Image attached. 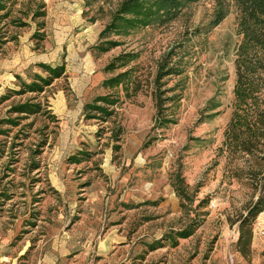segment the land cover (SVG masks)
Returning a JSON list of instances; mask_svg holds the SVG:
<instances>
[{
	"label": "rangeland",
	"instance_id": "374dc122",
	"mask_svg": "<svg viewBox=\"0 0 264 264\" xmlns=\"http://www.w3.org/2000/svg\"><path fill=\"white\" fill-rule=\"evenodd\" d=\"M19 1L14 16L28 26H9V40L0 45V98L37 74L46 76L40 64L65 63L67 77L40 97L57 123L47 115L32 117L22 125L35 121L34 127L21 132L1 121L14 102L30 96L0 104V264H264V212L254 227L251 253L244 257L231 220L251 201L252 191L229 177L230 163L219 156L243 41L235 0H201L172 22L121 38L123 45L106 54L93 47L121 0L104 10L101 4L87 9L84 1L83 12L71 7L72 0H41L47 17L37 22L23 15L29 0ZM218 11L226 17L215 24ZM38 22L45 23L44 36L33 39ZM181 44L183 74L166 78L163 88H176L181 100L168 112L174 113V123L158 129L154 80L164 56ZM123 53L139 58L106 73ZM128 70L141 83L140 92L133 84L130 96L122 87H104L107 79ZM100 96L119 103L110 108L111 116L88 119L85 106ZM213 98L221 107L207 119L203 112ZM120 130V140H114ZM41 142V154L34 158L38 166L30 171L31 151ZM178 172L197 195L190 207L204 199L210 204L198 211L209 215L201 216L205 222L196 234L174 246L167 235L190 220L173 185Z\"/></svg>",
	"mask_w": 264,
	"mask_h": 264
},
{
	"label": "trees",
	"instance_id": "16d2710c",
	"mask_svg": "<svg viewBox=\"0 0 264 264\" xmlns=\"http://www.w3.org/2000/svg\"><path fill=\"white\" fill-rule=\"evenodd\" d=\"M85 7L92 8L100 5V10L104 6L111 4L114 0H84ZM201 0H121L115 10L111 13V20L101 31L98 43L93 47V51L98 54H106L120 47L123 43L121 38L129 36L132 32L148 28L153 24H167L179 18L185 9ZM19 0H0V45L12 27H27L28 23L23 22L22 17H15V7ZM240 12V34L243 41L237 51L236 59V85L234 88L233 112L228 123L224 141L219 149V156H224L229 161V177L236 179L247 185L252 191V198L242 212L239 213L232 225H237L239 239L237 251L244 257L250 255L254 239V227L259 216L264 212V0H235ZM22 13L23 11H19ZM87 12H84L86 15ZM26 17H31L33 22H37L47 17V5L41 0H29ZM226 17L223 11H218L215 24H220ZM8 23H6V21ZM96 23L97 19H92ZM38 30L33 35V39L41 38L44 35L40 30L45 29V23H37ZM115 38H119L118 40ZM18 38L11 39L16 41ZM183 44L170 50L162 59L156 78L154 80L155 89L153 92L156 103V127L163 129L174 123V113L168 114L173 107L180 102V95L176 88L163 89L164 80L172 77H179L183 74L181 69L185 56L180 55ZM180 50V51H179ZM139 56L134 53H123L115 57L104 69L106 73L112 74L129 66L135 62ZM46 76L35 75L30 82H22L19 90H10L9 94L0 98V104L10 100L14 96H27L25 101L14 102L9 110L8 117L1 121L2 125L12 128H19L24 132L27 128H33L34 122L22 125L24 121L32 117L48 116L53 123H57L58 118L49 110L48 102L40 100L42 94L51 87L58 79L67 77L66 64L53 67L47 64L38 65ZM132 70V69H131ZM131 70L117 74L104 82L106 88L122 87L129 95L132 87L135 93L141 91V83L132 79ZM172 94V95H168ZM118 99L111 96H100L93 104L85 106L86 117L88 119H104L112 115L111 107L117 106ZM221 104L212 99L204 109L207 119H211L219 113H212L219 109ZM100 114V115H97ZM19 131V132H20ZM9 133L10 130L1 131ZM122 131L114 133V140H120ZM28 138V134L26 135ZM19 138V135H17ZM23 144V143H22ZM17 143H13V148ZM44 147V143H43ZM42 142L37 145V150H32V164L30 171L38 166L35 156L40 155ZM174 188L182 201V207L189 216V223L180 231H173L167 235V242H172L174 246L179 244V239H189L193 237L197 230L205 222L201 216L209 215L208 212H198L201 208H207L209 199L202 200L193 209L197 195L191 193L185 185L181 173L175 174ZM8 196V195H6ZM191 214H194L191 217ZM162 244L157 242L156 245ZM156 245L152 247L156 249Z\"/></svg>",
	"mask_w": 264,
	"mask_h": 264
},
{
	"label": "crops",
	"instance_id": "0c3cea01",
	"mask_svg": "<svg viewBox=\"0 0 264 264\" xmlns=\"http://www.w3.org/2000/svg\"><path fill=\"white\" fill-rule=\"evenodd\" d=\"M73 5L72 8L78 9L80 12H83L84 9V0H72Z\"/></svg>",
	"mask_w": 264,
	"mask_h": 264
},
{
	"label": "built area",
	"instance_id": "2783aa9c",
	"mask_svg": "<svg viewBox=\"0 0 264 264\" xmlns=\"http://www.w3.org/2000/svg\"><path fill=\"white\" fill-rule=\"evenodd\" d=\"M59 2H62V3H68L70 0H57Z\"/></svg>",
	"mask_w": 264,
	"mask_h": 264
}]
</instances>
